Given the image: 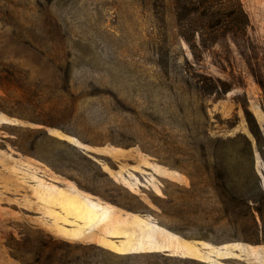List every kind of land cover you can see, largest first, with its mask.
<instances>
[{
  "label": "rangeland",
  "instance_id": "obj_1",
  "mask_svg": "<svg viewBox=\"0 0 264 264\" xmlns=\"http://www.w3.org/2000/svg\"><path fill=\"white\" fill-rule=\"evenodd\" d=\"M192 1L0 0V264L41 242L81 260L264 264V243L228 242L245 235L217 199L264 195V0H239L241 33L189 47L175 8ZM190 188L215 226L188 223Z\"/></svg>",
  "mask_w": 264,
  "mask_h": 264
},
{
  "label": "trees",
  "instance_id": "obj_2",
  "mask_svg": "<svg viewBox=\"0 0 264 264\" xmlns=\"http://www.w3.org/2000/svg\"><path fill=\"white\" fill-rule=\"evenodd\" d=\"M192 2L193 8L179 6V3L175 8L178 36L189 47H191L189 43H192L195 36L202 40L203 32L209 34V45H212L218 37L217 34L235 36L247 27V20L241 10L239 0H193ZM217 7L220 10H216ZM199 12L208 20L203 27L196 25V18L190 19L191 16L194 17ZM185 21H188V23H184ZM206 46L204 43L202 47L205 49ZM41 124L46 126L43 123ZM209 188L216 191L212 182L209 184ZM183 190L186 194L185 197L189 196L183 200V208L187 212L188 219H190L188 223L191 226L194 225L193 223H200L209 227L215 226L217 220L212 217L210 208L206 204L193 202V190L191 188ZM217 199L220 205L219 222H224L227 228L243 231L242 233L245 235L240 238L230 236L228 242L241 241L253 245L264 243V195L253 200V207L249 205L248 199H244L237 194H231L229 191L220 193ZM169 230L183 238H187L176 229L169 228ZM71 252L61 250L54 242H41L33 253L32 261L28 264H202L192 260L164 257L156 253L110 254L104 256L105 258L91 254L92 256L87 259L81 260ZM91 258H96L98 262H89L88 259ZM98 258L102 260H97Z\"/></svg>",
  "mask_w": 264,
  "mask_h": 264
},
{
  "label": "crops",
  "instance_id": "obj_3",
  "mask_svg": "<svg viewBox=\"0 0 264 264\" xmlns=\"http://www.w3.org/2000/svg\"><path fill=\"white\" fill-rule=\"evenodd\" d=\"M72 199L73 201H72V204H78V205H80L81 207H85V209L86 210H90V208L88 207V205L81 199V198H79V197H77V196H72V197H68L67 198V200L68 199ZM94 221V223H95V220H91V221H87V222H93ZM85 239V238H84ZM100 241H101V243H102V241L104 240L105 242H108L109 240L108 239H103L102 237H100ZM103 241V243H105ZM154 242H155V240H154ZM140 245H141V243H140ZM156 245H157V247H154V248H159V249H153L152 251H169V249L168 248H166V247H162V245H159L158 243H156ZM133 246V247H132ZM139 246V243L138 244H132V245H130L129 246V248L127 249H125V250H128V251H126V252H128V253H136V252H139V251H145V250H142L143 248H140V247H138ZM141 247H142V245H141Z\"/></svg>",
  "mask_w": 264,
  "mask_h": 264
}]
</instances>
